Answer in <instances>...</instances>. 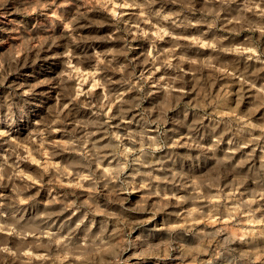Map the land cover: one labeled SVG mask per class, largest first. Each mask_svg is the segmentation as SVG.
<instances>
[{
  "label": "rangeland",
  "instance_id": "1",
  "mask_svg": "<svg viewBox=\"0 0 264 264\" xmlns=\"http://www.w3.org/2000/svg\"><path fill=\"white\" fill-rule=\"evenodd\" d=\"M0 264H264V0H0Z\"/></svg>",
  "mask_w": 264,
  "mask_h": 264
},
{
  "label": "bare ground",
  "instance_id": "2",
  "mask_svg": "<svg viewBox=\"0 0 264 264\" xmlns=\"http://www.w3.org/2000/svg\"><path fill=\"white\" fill-rule=\"evenodd\" d=\"M96 240V239H95Z\"/></svg>",
  "mask_w": 264,
  "mask_h": 264
}]
</instances>
